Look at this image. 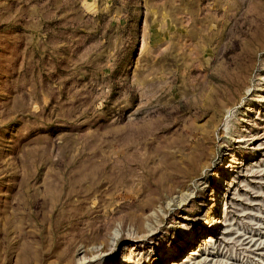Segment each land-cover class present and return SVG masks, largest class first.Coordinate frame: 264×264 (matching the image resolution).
<instances>
[{"label": "rangeland", "instance_id": "1", "mask_svg": "<svg viewBox=\"0 0 264 264\" xmlns=\"http://www.w3.org/2000/svg\"><path fill=\"white\" fill-rule=\"evenodd\" d=\"M263 70L264 0H0V264H264Z\"/></svg>", "mask_w": 264, "mask_h": 264}, {"label": "bare ground", "instance_id": "2", "mask_svg": "<svg viewBox=\"0 0 264 264\" xmlns=\"http://www.w3.org/2000/svg\"><path fill=\"white\" fill-rule=\"evenodd\" d=\"M239 68H240V70H239L238 75H233L228 82L229 90H225V91L221 92V94H220L221 100L218 98V94H217V95L213 96L212 98H207V100H206L207 102H205L204 108L206 110L212 112V114H213L212 115L213 123L211 124V125H213V127H216V123H215L216 118L214 119V117L219 116L220 113L222 112V110H229L234 105V103L236 102L235 98H242L243 96H245L244 90H246L248 88V73L251 69V65L248 64L245 67L241 66ZM261 76L264 77V70H263V73L261 74ZM260 92H261V94H263L264 85H262L260 87ZM249 96H251V95H249ZM258 97L262 98L261 96H258ZM253 102L261 103L262 100L261 101L252 100V102L249 105H246L245 109H243L241 111V116H240L239 120L242 123L239 125V129L236 131L237 137L235 138V143L237 145H243L248 141L245 139L246 136L242 135V132L246 133V131H247V130H245L246 128H245V126H243V123H246L245 121L248 120L246 118L247 117L250 118L249 114L253 112V107H251V104ZM201 136H202V138L194 150L195 152H194L193 157L190 159H187V157H186V159L184 158V161H186L187 166H188V169H187L188 172L187 173H190V170H191V173L192 172L196 173L197 169H203V168H205V166H207L206 161L208 159L210 152L207 151L206 144L210 141V139L207 136V132L204 130H203V133L201 134ZM253 141H254V139H253ZM196 162L198 163L197 164L199 166L198 168H196ZM181 197H183V195ZM183 198H185V197H183ZM139 230L142 231V228L139 227ZM191 255L197 256L198 253L193 251V252H191ZM131 259H133V260H131ZM131 259L128 258L127 263H129L131 261L134 264H136L134 258L131 257Z\"/></svg>", "mask_w": 264, "mask_h": 264}]
</instances>
